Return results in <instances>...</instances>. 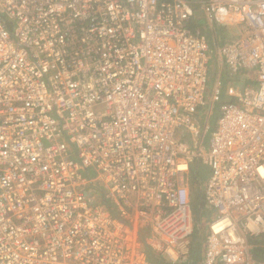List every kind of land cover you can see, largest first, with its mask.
<instances>
[{
	"label": "built area",
	"instance_id": "built-area-1",
	"mask_svg": "<svg viewBox=\"0 0 264 264\" xmlns=\"http://www.w3.org/2000/svg\"><path fill=\"white\" fill-rule=\"evenodd\" d=\"M194 165L200 264H264V0H0V264L189 263Z\"/></svg>",
	"mask_w": 264,
	"mask_h": 264
},
{
	"label": "trees",
	"instance_id": "trees-1",
	"mask_svg": "<svg viewBox=\"0 0 264 264\" xmlns=\"http://www.w3.org/2000/svg\"><path fill=\"white\" fill-rule=\"evenodd\" d=\"M197 27L200 29L201 33L205 34L207 39L209 40V43L213 44L214 42H219L220 44L223 43L227 37V31L222 28H214L213 30L210 29L206 24H204L203 19H197ZM227 83V80L223 82V85ZM224 94H222L221 102L225 101ZM214 109V108H213ZM214 115V111H212V115L210 118ZM210 118L207 122H209ZM205 119V117L202 116V121ZM202 123V122H201ZM209 131H210V125ZM203 166L194 165L191 169V178H190V185L192 188V194H193V210L195 213L196 219L199 218L200 211H204L203 207V198L200 192L201 184L205 181L200 177L201 170ZM200 173V174H199ZM202 216H205V213L202 214ZM140 238L142 242L144 243L146 236L145 234L141 233ZM202 238H203V232L199 230H195V234L192 237L191 242V256H190V262L187 264H200L201 262V253H202ZM254 243V242H252ZM254 258L258 261H264V239L258 240L255 242V248L253 249ZM144 251L146 252L147 259L151 264H170L165 259L161 258L160 256L155 255L145 244H144Z\"/></svg>",
	"mask_w": 264,
	"mask_h": 264
},
{
	"label": "rangeland",
	"instance_id": "rangeland-1",
	"mask_svg": "<svg viewBox=\"0 0 264 264\" xmlns=\"http://www.w3.org/2000/svg\"><path fill=\"white\" fill-rule=\"evenodd\" d=\"M211 70H212V67L209 66V77H210V78H209V81H208V85H209L210 90L213 89L214 84H215V74H213V75L211 76ZM220 79H221L222 84H223V82H224L225 80L228 81L229 76H228V74H227L226 71L222 72ZM219 108H220V106H219L218 103H217V104H214V109H213V111H214V115L210 118V120H209V122H208L209 125H210V131L208 132V134H206V136H205V138H204V146H207L208 143H209L210 136H211V130L213 129V127H214V125H215V122H216V120H217L218 117H219ZM201 125H202V126L204 125V121H202ZM201 168H202V170H201V174L199 173V174H200L199 176L202 177L203 180H205V179L208 178V176H209V174H210V169H209V167L206 166V165H204V166L201 167ZM191 177H192V176H191V174H190V175H189V178L186 177V181H190V178H191ZM193 218H194V219H193L194 228H195V230H197V220H196V217H195V213H194V215H193Z\"/></svg>",
	"mask_w": 264,
	"mask_h": 264
},
{
	"label": "crops",
	"instance_id": "crops-1",
	"mask_svg": "<svg viewBox=\"0 0 264 264\" xmlns=\"http://www.w3.org/2000/svg\"><path fill=\"white\" fill-rule=\"evenodd\" d=\"M254 251V250H253Z\"/></svg>",
	"mask_w": 264,
	"mask_h": 264
}]
</instances>
